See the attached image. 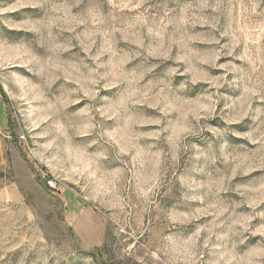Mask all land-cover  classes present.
Masks as SVG:
<instances>
[{
    "label": "rangeland",
    "instance_id": "374dc122",
    "mask_svg": "<svg viewBox=\"0 0 264 264\" xmlns=\"http://www.w3.org/2000/svg\"><path fill=\"white\" fill-rule=\"evenodd\" d=\"M0 264H264V0H0Z\"/></svg>",
    "mask_w": 264,
    "mask_h": 264
}]
</instances>
